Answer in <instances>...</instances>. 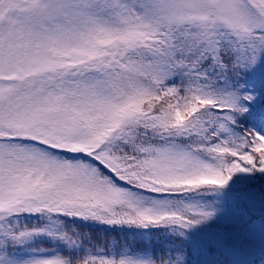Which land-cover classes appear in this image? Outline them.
<instances>
[{
    "label": "snow or ice",
    "instance_id": "1",
    "mask_svg": "<svg viewBox=\"0 0 264 264\" xmlns=\"http://www.w3.org/2000/svg\"><path fill=\"white\" fill-rule=\"evenodd\" d=\"M0 264H264V0H0Z\"/></svg>",
    "mask_w": 264,
    "mask_h": 264
}]
</instances>
